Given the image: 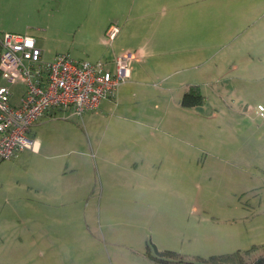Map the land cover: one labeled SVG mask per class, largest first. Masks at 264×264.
<instances>
[{
  "label": "rangeland",
  "instance_id": "374dc122",
  "mask_svg": "<svg viewBox=\"0 0 264 264\" xmlns=\"http://www.w3.org/2000/svg\"><path fill=\"white\" fill-rule=\"evenodd\" d=\"M222 1L0 0V33L33 36L46 60L111 68L123 42L142 46L120 101L56 109L28 134L39 153L0 159V264H155L147 242L186 259L264 243L262 42L241 46L264 20L244 30ZM191 86L203 102L185 107ZM156 139L169 150L150 175L162 182H135L151 171L133 151Z\"/></svg>",
  "mask_w": 264,
  "mask_h": 264
},
{
  "label": "built area",
  "instance_id": "2783aa9c",
  "mask_svg": "<svg viewBox=\"0 0 264 264\" xmlns=\"http://www.w3.org/2000/svg\"><path fill=\"white\" fill-rule=\"evenodd\" d=\"M116 32V26L108 27L107 40ZM0 48V159L14 157L24 149L37 150L36 139L28 134L49 110H69L81 116L113 96L128 78L133 59L130 52L120 53L111 68L67 53L45 60L35 38L17 32L0 35ZM17 84L23 88L13 103L12 86ZM258 110L264 116L262 105Z\"/></svg>",
  "mask_w": 264,
  "mask_h": 264
},
{
  "label": "crops",
  "instance_id": "0c3cea01",
  "mask_svg": "<svg viewBox=\"0 0 264 264\" xmlns=\"http://www.w3.org/2000/svg\"><path fill=\"white\" fill-rule=\"evenodd\" d=\"M137 1H140V2H137V3H142L145 6L144 8H146V0H137ZM141 1H143V2H141ZM222 2H223V7L224 8H229V11L231 10V14L232 15H231V21L230 22H242L243 24H245L244 30H246V27L248 25L254 23L256 19L263 18V20H264V0H223ZM144 14H146V13H144ZM173 22L176 23L177 21H173ZM144 23L145 24H143V31H146V19H145ZM136 28H139L137 24H135V26L133 27V30H135ZM259 31H261L260 34L263 36V39L261 41L258 40V37H257ZM103 32H104V30H103ZM263 32H264V26H262V25L260 27H258V28L256 26L251 28L249 34H246L247 31H245L246 35H245V37H244V39H243V41L241 43V46H242V48L244 50H245V48H250V47H251V49L254 48L255 52L257 54H259V52H260V42H262L261 53H262V58L264 60V33ZM17 33H20V32H17ZM115 37H116V35L114 36L112 41L115 39ZM253 40L258 42V45L256 44L257 46H252V41ZM36 46H37V44H36ZM123 47H124V49H122ZM127 48L128 49H132L133 51L129 50V51H125V52H130L133 55V59L134 60L138 59V56L140 55V52H142V46H139V44H134V43H131V42H126V41L122 43V45H121V47L119 49L120 52L118 51L119 53H117L116 55H118L120 53H123L125 49L127 50ZM111 63L113 64V60H112ZM263 65H264V62H263ZM233 66H236V65H233ZM131 74H132V69L130 67L128 78H130ZM126 83L127 82H124L123 84H120L116 88L114 96L104 98L100 102L98 107L101 105V103L103 101H106V102H108L110 104L115 103L116 102L115 100H117V99L120 101L121 98L123 97V92H125L124 91V87L122 85H125ZM61 110H63V109H61ZM55 113H56V109L49 110L44 117H42L40 120H38L33 125V127L38 126L40 128V130H42L43 124H44L43 122L46 119L54 118L55 117ZM136 131H138V129L134 130V133ZM128 134H131V133H128ZM146 135L147 136H153L154 133L148 131ZM34 139H36V138H34ZM36 142H37V150H35V151L31 150V151L33 153L37 154V153H39L41 151V149L43 147V142L40 141V139H36ZM157 142H160V140L156 139V142H154V143L148 142V143H146V145H141L137 150L133 151L134 152L133 156L137 155V157H139L140 160H142V162H143V160H145L146 166L151 171L150 173H148V177H147L146 173L143 172V174H142L140 172V171H143V168H141L138 173H136V170H135L134 173H133L135 175V177H136V174H138V177L135 178V182L146 181V180L150 181L151 184H155L157 182L158 183L162 182L158 177L150 176V175L153 174V169H154L155 165L157 163H159V165H161L162 160L166 156V155H163V154L169 153V150L167 149L168 148L167 145H159V144H156ZM50 146L51 145L49 144V142H47L46 143V147L49 148ZM170 146L172 148H174V149L176 148L175 144L174 145H170ZM24 150H22V151H24ZM27 150H29V149H27ZM172 153L173 152H171V154L169 156L176 158V155H173ZM145 162H143V164ZM124 176H125V174H124ZM124 179L127 182L131 178L126 177ZM143 259H144L145 262L146 261H151L148 258H146V256L144 254H143Z\"/></svg>",
  "mask_w": 264,
  "mask_h": 264
},
{
  "label": "trees",
  "instance_id": "16d2710c",
  "mask_svg": "<svg viewBox=\"0 0 264 264\" xmlns=\"http://www.w3.org/2000/svg\"><path fill=\"white\" fill-rule=\"evenodd\" d=\"M202 102L203 96L198 92L196 86H191L188 91L183 93L180 103L185 107H193L202 104ZM144 255L155 264H264V243L252 244L245 250L236 249L231 252L186 259L177 251L159 250L155 245L150 246L147 242Z\"/></svg>",
  "mask_w": 264,
  "mask_h": 264
}]
</instances>
